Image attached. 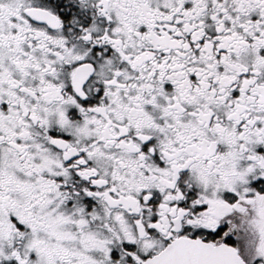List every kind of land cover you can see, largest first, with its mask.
Here are the masks:
<instances>
[{"label":"snow or ice","instance_id":"6c2138e0","mask_svg":"<svg viewBox=\"0 0 264 264\" xmlns=\"http://www.w3.org/2000/svg\"><path fill=\"white\" fill-rule=\"evenodd\" d=\"M0 264H264V0H0Z\"/></svg>","mask_w":264,"mask_h":264}]
</instances>
